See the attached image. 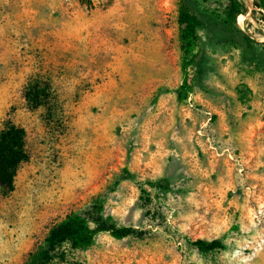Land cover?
<instances>
[{
    "label": "rangeland",
    "instance_id": "1",
    "mask_svg": "<svg viewBox=\"0 0 264 264\" xmlns=\"http://www.w3.org/2000/svg\"><path fill=\"white\" fill-rule=\"evenodd\" d=\"M179 3L0 0V132L23 128L28 154L0 190V264L98 196L138 233L65 264H264V21L189 0L201 54L181 102Z\"/></svg>",
    "mask_w": 264,
    "mask_h": 264
},
{
    "label": "trees",
    "instance_id": "2",
    "mask_svg": "<svg viewBox=\"0 0 264 264\" xmlns=\"http://www.w3.org/2000/svg\"><path fill=\"white\" fill-rule=\"evenodd\" d=\"M188 1L180 0L177 20L182 52L181 70L184 76L183 83L177 92L181 102L186 101L193 93L194 88L190 76L201 54L199 32L203 23L197 14L191 10ZM253 7L254 10L250 12L244 0H228L226 15L235 22L238 17L243 15L253 17L257 13L256 10H259L264 21V0H253ZM27 159L25 130L13 123H7L0 132V190L4 192L13 191L17 171ZM131 177L130 175L126 179H131ZM123 180L125 178L120 179V181ZM149 185L157 187L158 183ZM104 207L105 199L98 196L83 210L72 212L56 223L41 245L29 255L26 264L69 263L70 250H88L95 244L100 234L107 233L117 240H122L138 233V230L133 227L118 226L113 217L105 214ZM188 243L204 255L225 248L221 240L198 239L196 241L189 240Z\"/></svg>",
    "mask_w": 264,
    "mask_h": 264
}]
</instances>
